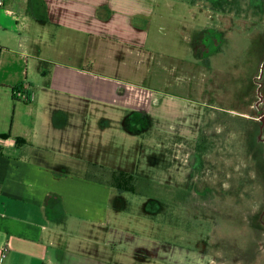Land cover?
I'll list each match as a JSON object with an SVG mask.
<instances>
[{
    "label": "rangeland",
    "instance_id": "1",
    "mask_svg": "<svg viewBox=\"0 0 264 264\" xmlns=\"http://www.w3.org/2000/svg\"><path fill=\"white\" fill-rule=\"evenodd\" d=\"M168 2L159 3L140 55L120 70L116 61L114 69L94 67L117 79V97L112 104L95 97L92 122L105 112L142 115L127 118L135 134L110 127L114 164L138 161L123 170L135 182L112 187L122 206L109 204L110 231L100 233L118 249L117 264H264V0ZM19 58L4 52L5 63ZM20 63L28 71L26 59ZM131 88L134 97L118 100ZM0 111L8 131L14 116H30L3 95ZM114 169L98 170L112 181Z\"/></svg>",
    "mask_w": 264,
    "mask_h": 264
},
{
    "label": "crops",
    "instance_id": "2",
    "mask_svg": "<svg viewBox=\"0 0 264 264\" xmlns=\"http://www.w3.org/2000/svg\"><path fill=\"white\" fill-rule=\"evenodd\" d=\"M159 3L174 5L168 0L0 4V96L14 108L17 103L30 108L29 117L12 118L9 131L8 114L0 111V264L118 263L112 257L118 249H111L100 231L109 233L108 206H122V197L113 193L114 176L107 180L98 169H133L138 160L120 167L110 153V127H127L129 117L105 112L100 127L92 122L89 103L97 97L112 104L117 97L111 92L117 79L103 72L96 75L94 67L114 69L116 61L120 70L127 58L140 55L156 24ZM193 23L192 17L184 27L189 31ZM186 39L191 43L190 36ZM4 52L20 58L5 63ZM22 58L28 71L21 66ZM19 84L33 93L30 101L15 96L13 87ZM121 95L118 100L134 97L135 90ZM128 129L138 131L132 124ZM90 168L96 172L85 171Z\"/></svg>",
    "mask_w": 264,
    "mask_h": 264
},
{
    "label": "trees",
    "instance_id": "3",
    "mask_svg": "<svg viewBox=\"0 0 264 264\" xmlns=\"http://www.w3.org/2000/svg\"><path fill=\"white\" fill-rule=\"evenodd\" d=\"M21 88H22V85H21V84H19L18 86L13 87V90H14V94H15V96H16L17 91H18V90H21ZM29 101H30V100H29ZM131 118H132V117H131ZM129 119H130V117H129ZM129 119H128V120H129ZM128 120H127V121H128ZM130 120H131V119H130ZM127 127H129V124H128V123H127ZM20 139H21V138H19L18 140H20ZM114 181H115L114 185H115L118 189H120V190H127L128 188H126V186H128L130 182L134 183V182H135V177H134V175H131V174H128V175H127V173L124 172V171H122V170H118V171H115V172H114ZM121 183H124L125 186H120ZM127 184H128V185H127ZM118 186H119V187H118Z\"/></svg>",
    "mask_w": 264,
    "mask_h": 264
},
{
    "label": "built area",
    "instance_id": "4",
    "mask_svg": "<svg viewBox=\"0 0 264 264\" xmlns=\"http://www.w3.org/2000/svg\"><path fill=\"white\" fill-rule=\"evenodd\" d=\"M3 3V0H0V4H2ZM17 96H18V98H21V99H24V100H31L32 98H33V93L32 92H30V91H27V90H18L17 91ZM6 250H7V247H5L4 248V251H3V255H5V253H6Z\"/></svg>",
    "mask_w": 264,
    "mask_h": 264
}]
</instances>
